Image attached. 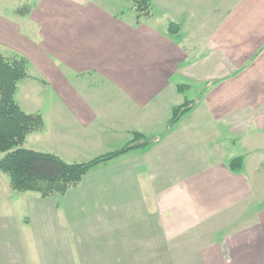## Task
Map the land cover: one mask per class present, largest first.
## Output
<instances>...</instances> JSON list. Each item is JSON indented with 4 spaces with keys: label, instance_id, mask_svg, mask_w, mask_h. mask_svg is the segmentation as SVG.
<instances>
[{
    "label": "crops",
    "instance_id": "obj_1",
    "mask_svg": "<svg viewBox=\"0 0 264 264\" xmlns=\"http://www.w3.org/2000/svg\"><path fill=\"white\" fill-rule=\"evenodd\" d=\"M155 4L151 26L114 0H0L14 99L43 121L23 148L84 163L152 138L63 195L0 173V264H264V0Z\"/></svg>",
    "mask_w": 264,
    "mask_h": 264
},
{
    "label": "trees",
    "instance_id": "obj_2",
    "mask_svg": "<svg viewBox=\"0 0 264 264\" xmlns=\"http://www.w3.org/2000/svg\"><path fill=\"white\" fill-rule=\"evenodd\" d=\"M137 18L151 17L150 0H128ZM178 25L169 24V30L178 33ZM29 78L26 60L18 57L0 55V173L9 179L11 190L20 193H36L42 198L63 195L76 187L82 178L93 168L120 157L131 149L150 144L152 138L133 133L122 148L108 152L84 163H65L58 157L37 153L23 148L26 136L43 129L39 114L24 113L14 99L19 81ZM186 101L171 108L168 126L193 106ZM232 172L242 169V158H234L229 163Z\"/></svg>",
    "mask_w": 264,
    "mask_h": 264
},
{
    "label": "rangeland",
    "instance_id": "obj_3",
    "mask_svg": "<svg viewBox=\"0 0 264 264\" xmlns=\"http://www.w3.org/2000/svg\"><path fill=\"white\" fill-rule=\"evenodd\" d=\"M114 1L119 4V7H120V9L122 10V13H123L122 15H124L125 18H128L129 16H134L135 17L136 13L131 8V3L128 0H114ZM150 1H151L150 3H151V13H152L151 14V17H152V15L154 16L153 17L154 18L153 19L154 21L153 20H150V22L148 24L151 25V26L156 25V24L159 25L160 21L163 18H167L168 16H166L167 14L165 12L161 11L160 9H158L156 7L155 0H150ZM226 10L225 9H222V10H220V9L213 10V16L211 17V18H213L212 21L215 22L216 20L221 19L222 18L221 15L224 16ZM134 17L131 18V19H134ZM136 19H137V17H136ZM146 20L147 19H144V18H138V21L141 24H143L142 22H146ZM134 21H135V19H134ZM197 93H198V91H196L194 88H192V90H189L188 92H185V94L188 97V99H191V97L192 98L196 97L195 95ZM4 179L5 180H9L8 177L5 176V175H4ZM81 181H80V183H81ZM80 183L76 187L71 188L70 190L76 189L80 185Z\"/></svg>",
    "mask_w": 264,
    "mask_h": 264
}]
</instances>
